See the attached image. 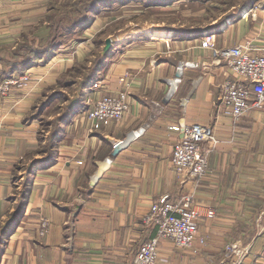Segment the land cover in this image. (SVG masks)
Instances as JSON below:
<instances>
[{"label":"crops","instance_id":"0c3cea01","mask_svg":"<svg viewBox=\"0 0 264 264\" xmlns=\"http://www.w3.org/2000/svg\"><path fill=\"white\" fill-rule=\"evenodd\" d=\"M7 1L0 0V14L8 10ZM249 8L251 12L241 13L242 8L229 20L223 35L214 34L215 48L251 40L254 51H264V0ZM231 26L233 35L227 36ZM167 30L131 32L130 42L119 50L123 54L109 58L107 66L104 62L108 74L103 75V89L119 91L127 83L128 112L109 127L88 130L77 122L67 128L53 160L34 175L0 264H128L138 245L154 235L145 218L153 199L165 193H193L194 201L213 208L214 215L199 220L198 235L205 242L196 241L194 250L160 240L156 264H229L235 258L226 256L229 242L249 246L250 264H264V112L250 109L232 127L218 94L219 85L236 74L212 48L179 35L164 39ZM149 31L164 33L155 37ZM183 59L197 65L186 67L176 90L169 93V81ZM12 90L0 103V220L9 206L13 162L33 147L36 130L33 122L22 123L20 117L38 92ZM177 122L214 127L217 140L207 172L198 180L180 176L170 163L177 134L169 126ZM142 124H148L146 132L112 154L113 142ZM42 217L49 229L39 235Z\"/></svg>","mask_w":264,"mask_h":264},{"label":"built area","instance_id":"2783aa9c","mask_svg":"<svg viewBox=\"0 0 264 264\" xmlns=\"http://www.w3.org/2000/svg\"><path fill=\"white\" fill-rule=\"evenodd\" d=\"M215 38L194 39L201 47L212 48L214 54L222 59L236 74L219 85V104L230 114L232 127L240 121L250 109L264 112V51L256 52L251 40H243L225 48L214 47ZM197 63L192 59H183L176 64L175 74L169 81L168 92L173 93L181 81L184 69L194 67ZM33 68V67H31ZM34 68L23 71L20 75H11L0 80V103L13 85L24 87ZM42 77H36L35 83ZM103 79L94 83V98L87 99L84 114L88 122V130L98 125L111 126L122 120L131 105V97L125 87L119 91L108 92L103 89ZM26 86V85H25ZM148 124L139 125L128 131L126 136L114 143L115 149L127 146L131 141L142 136ZM177 134L170 153V163L176 173L183 177L200 179L208 169V155L217 140L214 127L198 122H177L169 126ZM108 158L104 159L107 162ZM211 207L194 201L193 193L172 197L168 193L157 196L150 204L146 220L154 229V235L138 245L133 258L128 264H156L159 259L158 247L162 239L170 240L175 247L194 250L195 243L205 242V237L198 235L199 220L212 217ZM49 229L48 219L42 217L38 224L39 235ZM249 246H241L237 242L225 245L226 256L233 254L229 264H250L246 260Z\"/></svg>","mask_w":264,"mask_h":264},{"label":"rangeland","instance_id":"374dc122","mask_svg":"<svg viewBox=\"0 0 264 264\" xmlns=\"http://www.w3.org/2000/svg\"><path fill=\"white\" fill-rule=\"evenodd\" d=\"M60 1L62 0H24L23 2H20L19 0L7 1V3H9L8 10L4 12L1 11L3 14H0V56L8 60H12L13 57H15L11 51L14 49L17 40L21 39L20 33L22 31L28 33L27 35L29 39L34 38V40H37V44H44L49 38L48 28L44 18L48 14V8L50 5L53 2L59 3ZM169 1L170 2L168 4H155V6L152 7H145L142 0H108L106 4H99L96 8L94 18L91 20L92 22L90 21L85 26L80 28L78 27L73 30L70 36L63 38L61 45L58 48L53 49L50 53H47L48 55L45 54L44 58H37L34 65L31 66L34 68V72L30 75L26 83L22 85L24 87L20 88L23 90L31 88V92H38V95L32 99V103L22 117H20L21 120L24 115L32 111V104L36 102V99L40 96L41 90L50 84H53L57 88L67 92L71 97L77 96L79 94V84L74 83L69 87L62 85V87L58 85L55 80L57 75L66 73L65 79H67V77H72L74 80L77 79V81H79L83 76L81 73L86 71L87 66L90 67V60L94 59L96 56L99 57L102 54L107 53L111 46H113V50L116 46H119V49L116 48V54H114L111 49L108 51L107 54L109 55L104 61L105 66H107L109 58H118L121 53L119 50L121 48L125 49V45L130 42L131 32L140 29L154 30L162 28L163 30H167L171 27L180 26L200 27L205 32L201 35L189 38L192 39L191 41H194V45L196 43L194 39L200 38L204 34H221L222 30L229 25V20H231L226 18L233 15L236 16L238 14V9L244 5V0ZM255 11L256 10L253 9V13ZM242 12L247 14L251 12V10L249 7H246L242 10ZM218 20L221 21L219 29L214 31L206 30L213 27ZM232 27L233 26H231L229 30H226L228 31L227 36L233 35V32H231L234 31L232 30ZM224 33L225 32H223L222 35ZM149 35L160 37L162 32L154 31L150 32ZM173 35L176 36L175 34H171V37H173ZM106 39H110L111 41L109 48L106 47ZM115 40L118 42L116 45H114ZM213 43H215V40ZM166 48L175 49L173 45H168ZM117 53H119V56ZM122 54L123 53H121V55ZM80 64L85 65V68L79 72L78 66ZM72 65H75L74 67L76 69V73L72 69ZM31 67L27 69H33ZM102 69L103 72L100 75L101 79H103V75L105 77L106 74H108L104 67ZM20 74L21 73H13L12 75ZM54 76L55 78L53 79ZM36 77L42 78L40 81L35 83L34 80H36ZM96 81L94 83H96ZM91 87L90 89L85 90L84 106L75 111L71 121L65 126V130H67L68 127H71V124L77 122L83 123L84 127L86 129L88 128L87 125L89 119H87L84 114L87 107V102L85 101L96 96ZM17 88L18 87L16 85H13L8 93L12 89L14 90ZM29 101L30 100H27V103ZM55 103H59V107L62 108L64 101L57 99L54 103L49 104L47 109L43 112V115L45 118L47 117L48 120H51V118L55 115L57 108H52ZM32 122L34 123L32 125H36V130L42 126L40 125V120L38 119ZM36 130L34 131V145L30 148V150L34 149L37 143ZM46 133L47 132H45L44 135ZM64 136L65 133L63 134L61 141L64 139ZM59 145L60 144H58L57 149L59 148ZM43 166L45 165H37L36 171L41 169Z\"/></svg>","mask_w":264,"mask_h":264},{"label":"trees","instance_id":"16d2710c","mask_svg":"<svg viewBox=\"0 0 264 264\" xmlns=\"http://www.w3.org/2000/svg\"><path fill=\"white\" fill-rule=\"evenodd\" d=\"M142 1L145 7H152L155 4L165 5L170 2L169 0ZM256 1L244 0V5L238 9V14L236 16H229L226 19L236 18L242 8L249 7L255 4ZM106 2L108 0H62L59 3L53 2L48 8V14L44 18L49 38L44 44L39 45L37 44V40H34V38L29 39L28 33L22 31L20 33L21 39L17 40L14 49L11 51L15 57L12 60H8L0 56V80L11 76L13 73H22L27 68L33 66L37 58H44L45 54L58 48L63 38L70 36L71 32L76 28L83 27L89 23L94 18L98 5L106 4ZM220 23L221 21L218 20L213 27L206 30H217L220 27ZM168 31L182 38H192L205 32L200 27L188 26L171 27ZM112 47H110L111 50ZM107 55V53H104L90 60V67L87 66L86 71L81 73L83 76L79 81L77 79L74 80L72 77L65 79L66 73L57 75L55 80L60 86L69 87L74 83L79 84V94L77 96L71 97L67 92L50 84L41 90L40 96L32 104V111L23 116L22 123H31L38 119L42 126L36 130L37 143L35 148L23 153L21 157L13 162L11 168L10 182L12 190L7 196L9 206L4 218L0 220V253L7 238L18 226L23 215L37 165H47L53 160L57 152V146L66 131L65 126L71 121L75 111L84 106L85 90L89 89L98 78L99 70L104 65ZM74 66L72 65V69L76 73ZM84 68L85 65L80 64L78 66L79 72ZM57 99L64 101L62 108L59 107V103H55L52 107L53 109L57 108L55 115L51 120H48L43 115V112L49 104L54 103ZM45 132L47 133L44 135Z\"/></svg>","mask_w":264,"mask_h":264},{"label":"bare ground","instance_id":"6f19581e","mask_svg":"<svg viewBox=\"0 0 264 264\" xmlns=\"http://www.w3.org/2000/svg\"><path fill=\"white\" fill-rule=\"evenodd\" d=\"M246 12V11H245ZM244 12V13H245ZM246 14V13H245ZM230 23V22H229ZM163 33L164 32H162V35H163ZM161 36V35H160ZM213 36L214 35H212V34H204V35H202V37H200L199 39H202V38H213ZM135 37V36H134ZM164 39H167V40H169V39H171V34H170V32H168L167 33V36H166V38H164ZM32 70V69H31ZM25 71H30L29 69H26Z\"/></svg>","mask_w":264,"mask_h":264},{"label":"water","instance_id":"95a60500","mask_svg":"<svg viewBox=\"0 0 264 264\" xmlns=\"http://www.w3.org/2000/svg\"><path fill=\"white\" fill-rule=\"evenodd\" d=\"M105 43H106V47L109 48L110 47V43H111L110 39H106ZM116 152H117V149L114 148L113 151H112V154H115ZM94 180H95V177H93L91 179L92 183H94Z\"/></svg>","mask_w":264,"mask_h":264}]
</instances>
